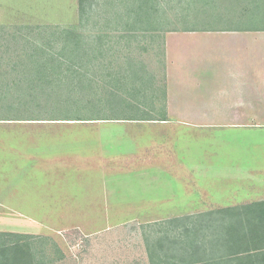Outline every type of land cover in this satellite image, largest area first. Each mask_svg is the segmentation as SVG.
<instances>
[{"label":"rangeland","instance_id":"374dc122","mask_svg":"<svg viewBox=\"0 0 264 264\" xmlns=\"http://www.w3.org/2000/svg\"><path fill=\"white\" fill-rule=\"evenodd\" d=\"M132 1L93 0L79 24L78 0H0V250L19 264H150L157 238L201 220L209 236L222 210L264 201V115L150 120L164 107L167 33L217 27L214 17L245 29L261 12L246 0H148L144 31ZM74 27L93 55L60 58L31 84L26 54L66 53L57 33ZM211 70L200 75L216 79Z\"/></svg>","mask_w":264,"mask_h":264},{"label":"crops","instance_id":"0c3cea01","mask_svg":"<svg viewBox=\"0 0 264 264\" xmlns=\"http://www.w3.org/2000/svg\"><path fill=\"white\" fill-rule=\"evenodd\" d=\"M255 2L263 5L262 11L254 8L261 12L260 18L251 14L256 23V19L264 20V0ZM248 3L255 4L246 0ZM225 18L221 17L218 30L172 31L165 36L166 89L161 121L174 116L204 117L212 111L225 117L264 115V27L253 23L242 29ZM213 54L217 61L212 60ZM205 69H217L216 79H203L200 70ZM212 100L217 101L215 107Z\"/></svg>","mask_w":264,"mask_h":264},{"label":"trees","instance_id":"16d2710c","mask_svg":"<svg viewBox=\"0 0 264 264\" xmlns=\"http://www.w3.org/2000/svg\"><path fill=\"white\" fill-rule=\"evenodd\" d=\"M93 4V0H78L79 24H87V22H89L91 14L95 9L92 6ZM131 5V12L136 14V16H134L136 18L134 25L139 24L141 26L140 29L148 31L152 24L151 17H149L148 13L150 11L148 8L152 6L151 3L148 0H133ZM226 5L229 4L220 3L219 6L224 8ZM235 5L236 7L240 6L233 3L230 7H234ZM245 6L246 10L252 14L254 8L257 7L261 11L263 8L262 4L257 5L248 3V5L245 4ZM214 22L217 23V25L214 24L217 27L208 29L218 30L221 25L220 19L214 17ZM135 29L138 28H133L132 30ZM196 29L205 28L193 27L181 30L173 28L172 31H195ZM57 34L64 37L65 44L63 48L67 51L66 53L52 52L51 56L49 55L50 57H48L44 52L45 50L36 45L33 47L34 51L32 54H26L31 60L27 61V68L31 69L32 73L30 79L31 84L34 82V79H39L37 76L41 77L45 74L44 68H49L51 75L56 67L63 68V66H60V58H65L64 60L71 62L72 67H74L75 63H81L82 65L83 59L87 60L93 55L91 48L87 49V46L84 45V42H86L87 39L82 38L83 35L78 33L77 27L62 29ZM89 43L99 48L103 47L101 37H95L94 40H88V44ZM100 49L99 53H102L103 55L106 52V49L105 47L104 49ZM52 60L53 63L48 65ZM70 70V67L65 65L64 69L61 71V76L63 75V78L67 79L69 77V73L67 72ZM72 76L78 78L80 82L82 81L79 72L73 70ZM54 80L63 81V79ZM38 88L39 89L35 88L33 90L38 92L40 90V84ZM135 102L137 103V101ZM65 109H67V107H60L58 108V111L62 112ZM63 118H65V121L81 120L71 119V117ZM150 120L161 119L151 117ZM222 213L227 214L228 219L224 218L221 220V223L214 225L218 227L220 226L219 230L212 231L209 236H207L202 229L205 228L204 226H210L205 224L207 221L203 220L204 222L201 223V220L198 223V226L194 225L190 228L187 226L182 228V233L175 236V240L169 241L168 239H165L163 241L162 238H157L156 245H151L148 249L150 251V264H264V202L246 205L241 209L227 208L222 210ZM225 219L227 220L224 221ZM174 221L178 220L175 219ZM222 221L226 222V226L222 225ZM165 232H167V230ZM222 235L224 236L223 238H221ZM163 243L168 244L166 249L163 247ZM256 251H261L262 254L256 255V253H252ZM9 255L13 256L9 257ZM14 255L16 254L14 253L13 248L2 247L0 250V264H19L17 257ZM253 255H255L256 259H253ZM23 261L27 260L25 259Z\"/></svg>","mask_w":264,"mask_h":264}]
</instances>
